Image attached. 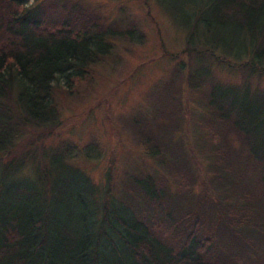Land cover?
I'll use <instances>...</instances> for the list:
<instances>
[{
    "label": "trees",
    "instance_id": "obj_1",
    "mask_svg": "<svg viewBox=\"0 0 264 264\" xmlns=\"http://www.w3.org/2000/svg\"><path fill=\"white\" fill-rule=\"evenodd\" d=\"M52 4L27 8L21 0H0V264H264L259 121L244 124L226 97L214 96L204 72L197 77L208 86L206 101L221 104V115L209 118L210 138L197 144L207 148L210 188L205 176L193 173L203 161L192 169L167 143L173 133L165 145L150 146L158 168L165 164L155 169L157 175L141 169L117 197L110 175L100 186L82 173L81 159L101 161L95 145L82 152L71 142L46 144L62 126L53 99L60 79L84 80L90 66L108 56L94 8L69 0L63 8L70 7V23L66 17L48 23ZM191 8L182 22L188 32L182 54L207 55L249 75L264 73V0H198ZM227 38L244 48L233 53ZM243 58L248 61L239 62ZM187 77L190 89L193 78ZM162 108L158 115L175 118L168 102ZM201 128L203 135L209 132ZM231 134L241 139L238 150L230 145ZM89 146L96 151H87ZM28 166L33 179L19 174ZM170 181L174 198L165 189ZM179 198L190 202L186 210Z\"/></svg>",
    "mask_w": 264,
    "mask_h": 264
},
{
    "label": "rangeland",
    "instance_id": "obj_2",
    "mask_svg": "<svg viewBox=\"0 0 264 264\" xmlns=\"http://www.w3.org/2000/svg\"><path fill=\"white\" fill-rule=\"evenodd\" d=\"M197 1L83 0L84 7L96 10L101 30L106 33L103 38L109 42L104 41L108 56L90 66L84 80L69 83L65 78L60 79L53 99L61 112L62 126L55 132L58 138H50L46 144L71 142L82 152L84 147L95 145L101 161L93 156L81 159L82 173L100 186L106 184V175H110L116 197L124 184L140 175L141 169L157 175L155 169L160 170L165 164L158 168L150 154V146L165 145L163 140L171 133L167 143L174 145L179 156L184 155L188 167L195 169L196 161H203L193 173L205 176L210 188L212 173L209 162L203 158L207 148L197 144L199 139L210 138L209 122L212 121L209 118L217 113L221 115V104L212 103L209 98L206 101L208 86L203 84V79H198L200 72L205 73L215 97H226L236 107L244 124L254 123L257 117L260 130L255 137L264 149V73L254 71L249 75L248 69L230 67L226 61L220 63L207 55L193 54L190 58L182 54L188 37L182 22L188 20L191 7L196 6ZM21 3L27 8L57 3L50 7L46 21L54 23L66 17L70 23V7L63 8L69 0H21ZM40 19L44 21L45 17L40 16ZM200 40L208 47L203 37ZM232 43L233 53H239V47L244 48L240 40L227 38L226 46ZM247 61L245 58L239 60ZM188 75L193 78L190 89L185 82ZM167 84L171 88L168 95ZM196 86L198 90L190 91ZM167 102L169 108L175 109L174 119L158 115ZM134 124L140 129L138 134L132 131ZM200 126L208 127L209 132L203 135ZM229 137L230 145L238 150L241 139L235 134ZM141 139L147 145L141 144ZM91 147L95 150L94 146H89L87 151L94 152ZM19 174L29 179L36 177L31 166ZM165 189L174 198L176 191L172 181ZM198 194L195 188L194 197ZM178 203L186 210L190 202L179 198Z\"/></svg>",
    "mask_w": 264,
    "mask_h": 264
}]
</instances>
